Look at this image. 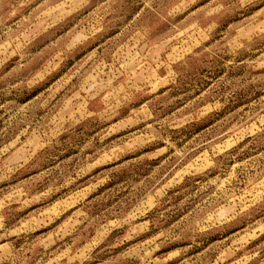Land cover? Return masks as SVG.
Returning a JSON list of instances; mask_svg holds the SVG:
<instances>
[{
	"label": "rangeland",
	"instance_id": "obj_1",
	"mask_svg": "<svg viewBox=\"0 0 264 264\" xmlns=\"http://www.w3.org/2000/svg\"><path fill=\"white\" fill-rule=\"evenodd\" d=\"M0 264H264V0H0Z\"/></svg>",
	"mask_w": 264,
	"mask_h": 264
}]
</instances>
